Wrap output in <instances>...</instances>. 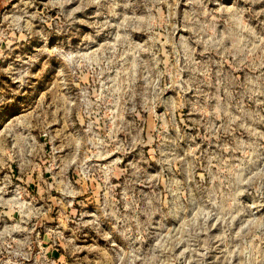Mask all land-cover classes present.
Listing matches in <instances>:
<instances>
[{"label": "rangeland", "instance_id": "374dc122", "mask_svg": "<svg viewBox=\"0 0 264 264\" xmlns=\"http://www.w3.org/2000/svg\"><path fill=\"white\" fill-rule=\"evenodd\" d=\"M0 264H264V0H0Z\"/></svg>", "mask_w": 264, "mask_h": 264}]
</instances>
